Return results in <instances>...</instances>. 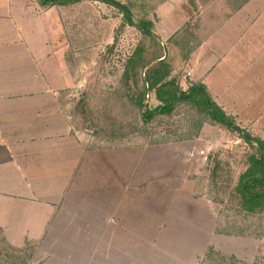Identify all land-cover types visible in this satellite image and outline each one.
I'll return each mask as SVG.
<instances>
[{
	"label": "crops",
	"instance_id": "crops-1",
	"mask_svg": "<svg viewBox=\"0 0 264 264\" xmlns=\"http://www.w3.org/2000/svg\"><path fill=\"white\" fill-rule=\"evenodd\" d=\"M28 6L0 0V238L6 249L35 243L32 264H200L210 247L234 257L238 246L248 247L250 238L238 243L235 234L217 232L222 210L205 192L208 134L201 133L202 142L170 136L151 144H111L92 134L82 143L86 130L66 122L68 105L59 101L76 88V58L68 60L73 71L66 75L55 61L41 64L48 39L41 53L34 48L48 26L43 17L76 4ZM157 10L159 23L170 20ZM197 14L201 45L184 72L237 123L238 109L227 103H255L240 117L264 141V0H203L167 39ZM209 133L214 140L215 131Z\"/></svg>",
	"mask_w": 264,
	"mask_h": 264
},
{
	"label": "rangeland",
	"instance_id": "rangeland-1",
	"mask_svg": "<svg viewBox=\"0 0 264 264\" xmlns=\"http://www.w3.org/2000/svg\"><path fill=\"white\" fill-rule=\"evenodd\" d=\"M113 1L115 3L117 2L123 4L125 0ZM129 1L130 3L135 2L136 5H139L136 7L133 4L131 6L129 5L133 14H145L144 10L146 8L141 7L145 5L150 7L155 6V8L157 7L155 9L157 15V9L159 7L160 16L170 15V20H162L161 23L156 25L157 34L162 36L163 42L167 41V36L173 32L175 27L179 24L181 25V23L187 19H185V16L187 15L189 7L185 5L183 0ZM202 1L203 0H197V6H200ZM11 4L16 5L17 7L21 5H29L28 7L33 6L35 8L38 7L36 0H11ZM183 5L185 6L183 7ZM152 14L153 12L149 11L147 16L152 17ZM48 15L51 21L46 16L43 17V21L48 23V26L47 29L43 28L45 35L43 36L41 34L39 36V43H37L34 48L36 50V54L41 53L44 44L43 41L48 39L49 47L44 45L46 48L43 49L41 64H51L55 61L59 66H62L65 69L66 75H71L68 72L69 68L71 73L73 71V66L68 64V60L73 61L74 58L75 61L76 58V88L65 90L60 95L59 101L60 103H66L68 105V107L64 109V116L69 118L66 119V122H68L73 129L78 126L86 130L84 132L86 137H81L82 143L84 144L89 141L87 136L92 137V134L96 131L93 128L88 129L90 123L87 121L90 119L91 121L99 119L101 107L106 104L108 91L110 92L119 81L122 74V64L125 58L130 54L134 45L141 40V35L133 28H122V18L116 9L94 1H83L76 4V6L67 8L66 10L62 9L57 11L53 9ZM165 18H167V16ZM54 20H62L61 23H63V25L61 23H59L58 26L55 24L51 25L50 23L54 22ZM46 32H49V35H46ZM63 32L66 37L62 40L58 39ZM38 47L40 50H38ZM51 48L55 49L54 53ZM109 50L112 51L110 55L108 54ZM168 54V61L172 67H174V71H176L175 73L179 74L181 72L180 76L182 83L184 81H191V78L184 72L187 71V68L186 65H181L178 52L174 48L170 47L168 49ZM194 76L195 73L193 74V79H195ZM71 78L72 77H70V79ZM210 88L212 89L211 94L216 96V86L213 85L210 86ZM84 92L90 96V102L86 105L88 114H83V117H81L79 112L75 115L73 109L75 106L82 105L81 101L83 99ZM217 104H222L224 107L227 106L225 103ZM227 104L230 106L226 107L228 110H231V107L234 105L238 109V113L241 116L243 109L246 107H253L255 103H242V100H240L239 103ZM154 105H156V103H154ZM240 116L238 117V123L234 120L235 124L240 129L247 131L252 136L256 137L255 135H258L257 130L250 127L249 123ZM201 117V115H198L188 106L180 107L171 117L157 118L148 127H144L143 133L145 135L149 133V141H145L144 139L143 142L162 143L165 142V140H169L168 138L170 136H172L171 139L175 141H179L181 139H193L195 142H202L201 133L204 132L208 134V138L211 140V142L208 143L211 155L209 157V163H214L217 170L221 173L222 178H227L228 184H225V182L223 183L224 185H227L223 200L225 204L233 206V187L236 183L238 175L243 173L245 170L246 166L244 164V157L249 154L250 150L242 139L223 130L222 128L212 127L207 122L202 120L203 117ZM84 124L85 126H83ZM140 127L141 123L140 125L137 124L131 126L128 122H126L123 127L115 130L114 132H105L97 129V133L93 134V137L101 134L107 138L121 137L120 139H126V144L133 143L135 140H138L134 139V136L137 134L136 130ZM210 130L215 131L213 134L214 140H212L209 135ZM103 142L117 144L115 142L120 143L121 141L107 140ZM226 214L229 218H231L232 215L234 217L232 218L234 224L237 225L238 216H234L232 213L227 212ZM226 220V215L224 221L219 222L218 220L219 226L217 227V231H219L222 227L221 222H225ZM249 223H252V221ZM228 227L232 232L231 224H228ZM240 227L245 230L248 229L249 224L246 223V220H240L238 228H234V231H236L234 237L237 238L234 239V241L238 240L237 232L240 230ZM249 231H251L250 233L253 234V236L259 234V237L252 238L244 236L246 238H250L248 247L240 249L238 246V251H235L236 257L233 255H224L227 256V258H221L219 255L223 254L214 250L213 247H210L209 256L204 257V261L200 264H255L256 261L259 264L261 262L264 264V216L258 223H253L249 228ZM251 239L254 241H251ZM238 243H240L239 240ZM231 245L234 246L233 243H231ZM231 245L228 247L231 248ZM226 248L227 247L225 246L223 247L225 250ZM7 253L12 254V252ZM228 257H232L233 259ZM12 259H14V257ZM24 263L32 264V261L29 258V261L27 262L24 260Z\"/></svg>",
	"mask_w": 264,
	"mask_h": 264
},
{
	"label": "trees",
	"instance_id": "trees-1",
	"mask_svg": "<svg viewBox=\"0 0 264 264\" xmlns=\"http://www.w3.org/2000/svg\"><path fill=\"white\" fill-rule=\"evenodd\" d=\"M83 1H94L116 9L122 18V28H133L141 35V40L134 45L122 64V74L119 81L110 92L108 91L106 104L101 107L99 119L87 121L90 123L88 129L96 130L93 134L97 133V129L114 132L123 127L126 122L131 126L141 123V127L136 130L137 134L134 139L149 141V133L146 135L143 133L144 127H148L157 118H169L180 107L188 106L198 115H201L202 120L209 125L222 128L239 137L245 142L250 152L244 157L245 170L238 175L233 187V206L225 204L223 200L227 188V185L223 183L228 184L227 178H222L216 165L210 164L209 161L204 174L208 181L205 192L207 191L209 199L217 205L218 211L222 210L220 221H224L225 215L227 218L220 228V232H217L224 235L235 234L234 228H238L240 220H246L249 227L245 230L240 227L237 232L238 237L258 238L259 234L253 236L249 228L253 223H258L264 216V141L240 129L235 124L234 119L226 115L210 98L204 85L193 81L182 83L181 72L174 74V67L168 61V49L172 47L178 52L181 65H187L193 52L201 45L197 35L200 24L198 14L193 17L194 19L183 24L166 42H163L156 29L160 19L153 12V7L150 6H141L146 8L145 14H133L129 5L133 4L135 7L139 5H136L135 2L130 3L129 0H125L123 4L116 2L122 8L114 5L113 0H36L41 8L68 7ZM183 2L192 11H197L195 0H183ZM149 11L153 12L152 17L147 16ZM111 53L112 51L109 50L108 54ZM89 102L90 96L84 92L82 105L75 106L73 109L75 115L78 112L81 117L83 114H88L86 105ZM120 138L109 137L108 139L105 138V141L120 140L126 142V139ZM146 144H151V142H146ZM226 212L238 216L237 225L232 219L234 217L231 215L229 218ZM251 221L252 223H249ZM228 224H231L232 232L229 230ZM5 246V241L0 238V264H25L24 260L29 261L35 243L33 245L26 243L23 250L14 248L7 250ZM6 251L12 252V254ZM209 254L210 248L206 257ZM219 256L224 259L227 258L224 255ZM13 257L14 259H12ZM228 258L233 259L232 257ZM255 264L259 263L256 261Z\"/></svg>",
	"mask_w": 264,
	"mask_h": 264
},
{
	"label": "water",
	"instance_id": "water-1",
	"mask_svg": "<svg viewBox=\"0 0 264 264\" xmlns=\"http://www.w3.org/2000/svg\"><path fill=\"white\" fill-rule=\"evenodd\" d=\"M55 1V0H54ZM114 5H116L119 8H122L120 5H118L117 3L113 2Z\"/></svg>",
	"mask_w": 264,
	"mask_h": 264
}]
</instances>
